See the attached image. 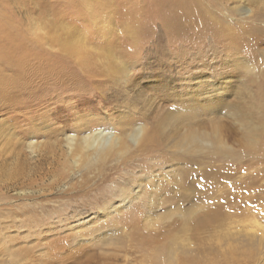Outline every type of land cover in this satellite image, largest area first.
Instances as JSON below:
<instances>
[{
  "label": "rangeland",
  "instance_id": "rangeland-1",
  "mask_svg": "<svg viewBox=\"0 0 264 264\" xmlns=\"http://www.w3.org/2000/svg\"><path fill=\"white\" fill-rule=\"evenodd\" d=\"M17 1L24 68L58 81L0 38V264H264V0ZM100 129L103 159L67 151Z\"/></svg>",
  "mask_w": 264,
  "mask_h": 264
},
{
  "label": "bare ground",
  "instance_id": "bare-ground-1",
  "mask_svg": "<svg viewBox=\"0 0 264 264\" xmlns=\"http://www.w3.org/2000/svg\"><path fill=\"white\" fill-rule=\"evenodd\" d=\"M26 0H19L15 3V5L17 4L16 7H19V10L18 11H23L25 12V5L23 2H25ZM168 1V0H167ZM189 0H177L175 3L176 5H180L179 7L182 8V6H187V2ZM7 3V2H6ZM189 3V2H188ZM28 4V2H27ZM182 5V6H181ZM28 6V5H26ZM9 10H8V13L6 14L5 13V16H3V21L2 19L0 20V38H8V39H12L14 41V39H20L22 36H24V32H22V24H19V25H16L13 23L14 19V15L16 12L15 8L13 9V5L12 6H9ZM191 7V6H190ZM186 7H184L185 9ZM5 9L7 10V7H5ZM18 9V8H17ZM27 10V9H26ZM190 10V9H188ZM20 12V13H21ZM23 13V12H22ZM26 13V12H25ZM18 15V14H17ZM22 15V14H21ZM20 16V15H19ZM28 16V14H27ZM24 18V17H23ZM24 20V19H23ZM21 23V22H20ZM51 42L55 45V46H52V47H56L61 53H65L66 55H72L73 57L75 58H78L80 53H79V49H78V43H83L84 41H80L79 40V37L78 38H73L72 37V40L70 41H64L61 37H58V35H56L55 33L51 35ZM49 38V37H48ZM65 39V38H64ZM50 40V39H49ZM20 41V40H19ZM25 45L21 46L19 45L17 42H13L12 44V51H11V55L8 57V60L5 64H9L8 67L12 66L13 69H16V70H26L24 67L25 66H31V62L32 60L29 58V55L28 54H23L24 50H25ZM80 47V46H79ZM22 51V52H21ZM22 54V55H20ZM19 55L21 56L20 60L18 59L19 58ZM14 62H17V63H14ZM34 62V61H33ZM32 62V63H33ZM35 63V62H34ZM33 63V64H34ZM40 63V61L38 62ZM25 65V66H24ZM37 65V64H36ZM49 68V67H48ZM9 69V68H8ZM46 69V68H45ZM52 69V68H51ZM10 70V69H9ZM33 70V69H32ZM27 71V70H26ZM31 71V70H30ZM48 71V70H47ZM51 71V70H50ZM49 71V72H50ZM23 71H21L22 73ZM34 72V71H33ZM33 72H23V76L21 77L22 80L24 81L25 77L28 78V77H31L33 74H37V75H41L39 77H48V81H52V82H55L56 79V76L57 74H53V72L51 71V74H49V72H46L43 70V67L38 64V66L36 67V73H33ZM17 73V72H15ZM19 73V71H18ZM61 74V73H60ZM2 75H5V74H2ZM0 74V76H2ZM8 75V74H7ZM13 76V75H12ZM19 76V75H18ZM6 77V76H5ZM10 77V76H9ZM60 77V76H59ZM8 78V77H7ZM16 78V77H15ZM18 78V77H17ZM17 78H16V81H17ZM3 79V78H2ZM41 79V78H40ZM21 80V79H20ZM11 81V80H10ZM15 80H13L14 82ZM22 81V82H23ZM58 81V80H57ZM4 83V82H3ZM19 83V81H18ZM21 83V81H20ZM45 83H43L44 85ZM1 85V83H0ZM3 85V84H2ZM9 85V84H8ZM12 85V84H11ZM16 85V83H15ZM21 86V84H19ZM26 85V84H25ZM41 85V83H40ZM5 86V84H4ZM14 87V86H12ZM22 87V86H21ZM26 87V86H25ZM40 87V86H39ZM15 88V87H14ZM23 88V87H22ZM17 90V88H15ZM33 89V88H32ZM35 89V88H34ZM33 89V90H34ZM20 90V89H19ZM11 91V90H10ZM2 92V91H1ZM21 92V91H20ZM13 93V92H12ZM11 93V94H12ZM16 93V92H14ZM3 94V93H2ZM20 94V93H19ZM14 96V94H13ZM105 129H100V130H88L86 133L82 134L81 136H77L75 134H68V135H65L64 136V139H65V146L67 148V151L70 153L72 150H77V152L79 153L78 157H82L83 155L85 156H89V158H93L94 161L96 159H103L106 154L109 152L110 153V150L116 146H119V142H120V136L118 134H115L112 130H105ZM143 136V128L141 126L137 127L134 129V132L130 135L127 136V138L134 144H138L140 141H141V138ZM124 145V144H123ZM125 147V146H123ZM118 148V147H116ZM125 149V148H124ZM122 151V150H121ZM125 151V150H124ZM77 161V160H76ZM93 161V162H94ZM139 184V183H138ZM142 184H140L139 186H141ZM133 187V186H132ZM136 188V187H135ZM141 189V188H140ZM139 191L137 190H133V198L135 197H138L139 196ZM141 195V194H140ZM122 196V195H121ZM125 198H129V196L127 195ZM132 198V197H131ZM125 200V199H124ZM100 200H98V202H100ZM97 202V201H96ZM130 202V201H128ZM99 204V203H98ZM113 206V205H112ZM111 208V207H110ZM111 210V209H110ZM109 210V211H110ZM96 233V232H95ZM151 237L147 236V239L146 240H149ZM83 240V239H82ZM65 247V246H64ZM60 249H62V245H55L53 247V249H49V251H45V255H52L53 253H56L57 251H60ZM9 251H7V255H9L10 253H8ZM20 254H23V256H28L29 255V251H27V249H24L23 251L20 252ZM11 255V254H10ZM26 258V257H25ZM24 258V259H25ZM9 259V258H7ZM10 260V259H9ZM9 262V261H8ZM7 262V263H8ZM12 262V261H10ZM17 263V262H16ZM18 264V263H17ZM195 264H200V261L197 260L195 262Z\"/></svg>",
  "mask_w": 264,
  "mask_h": 264
}]
</instances>
